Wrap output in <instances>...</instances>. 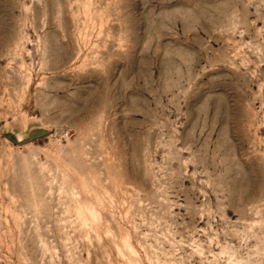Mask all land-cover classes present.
Segmentation results:
<instances>
[{"label":"rangeland","instance_id":"rangeland-1","mask_svg":"<svg viewBox=\"0 0 264 264\" xmlns=\"http://www.w3.org/2000/svg\"><path fill=\"white\" fill-rule=\"evenodd\" d=\"M0 264H264V0H0Z\"/></svg>","mask_w":264,"mask_h":264}]
</instances>
